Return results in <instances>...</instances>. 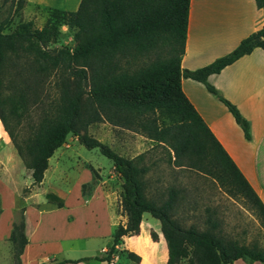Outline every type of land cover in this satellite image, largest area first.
<instances>
[{"label":"trees","instance_id":"trees-1","mask_svg":"<svg viewBox=\"0 0 264 264\" xmlns=\"http://www.w3.org/2000/svg\"><path fill=\"white\" fill-rule=\"evenodd\" d=\"M255 1L264 13V0ZM189 4L190 0H80L76 10L45 7L47 19L41 28L34 27L30 20L19 21L8 31V19L0 24V120L31 169L32 183L42 180L48 158L68 133L110 158L122 179L120 205L126 220L114 225L111 244L103 254L96 255L107 264H111L123 237L139 232L145 212L160 220L168 252L166 264L181 260L185 264H233L240 257L264 262L262 244L223 232L220 219L211 211L206 214L204 228L181 223L175 214L183 187L172 183L165 191L149 194L148 172L155 163L153 159L146 161L150 149L126 156L87 131L93 122L126 117L123 107L131 103L148 104L151 110L158 107L165 124L164 115L179 112L175 98L182 78L190 77L203 82L228 107L249 138L248 120L208 81V76L254 47L264 48V22L226 54L189 69L181 66ZM63 24L75 28L74 45L59 42ZM47 84L54 89V96L47 92ZM33 108H38L36 119L31 116ZM8 117L14 120L13 125ZM23 118H28V131L19 136ZM165 128L167 132L156 145L163 147L171 167L192 174L198 155L196 139L172 126L165 124ZM150 129L155 131V125ZM88 166L92 178L82 183L84 195L100 178L97 168ZM46 195L62 205V199L52 192ZM150 234L157 239L155 231ZM10 239L15 246V262L21 264L20 254L27 242L23 215L13 221ZM123 250L128 258L139 261L138 253ZM76 260L54 258L41 264Z\"/></svg>","mask_w":264,"mask_h":264},{"label":"crops","instance_id":"crops-1","mask_svg":"<svg viewBox=\"0 0 264 264\" xmlns=\"http://www.w3.org/2000/svg\"><path fill=\"white\" fill-rule=\"evenodd\" d=\"M79 1L25 0V3L43 14L46 21L45 7L76 10ZM27 20L37 28L45 23L37 26L31 19L20 21ZM263 22V10L255 0H190L181 66L194 69L210 63L232 50ZM71 29L74 32L75 28ZM208 81L248 120L249 138L244 136L228 107L203 82L190 77L182 78L180 93L175 98L180 104L179 112L172 111L174 116L164 115L165 124L196 139L198 155L193 171L213 191L223 194L226 216L221 222L222 231L230 235L247 232L244 227L238 229L243 218L239 214L244 210L264 233V48L254 47L220 71L209 74ZM151 115L150 121L154 123L162 117L158 107L150 109ZM94 123L97 122L89 126ZM74 140H78L76 135L66 136L48 158L42 180L33 184L31 169L24 164L0 120V264H7V256L1 254L4 247L9 248L8 264H12L10 234L19 207L27 237L20 254L21 264H41L54 258L77 259L62 264H107L96 255L106 251L117 221L103 184L101 166L79 155L74 158L68 150L70 141ZM88 164L97 168L100 178L90 193L84 195L82 183L92 178ZM108 171L115 173L113 164ZM47 192L61 198L62 205L48 198ZM226 223L230 226L228 230L223 229ZM151 231H155L156 240L151 237ZM117 247L140 255L139 261L129 258L132 264H166L168 257L160 224H153L144 214L139 232L125 235ZM233 264L264 262L240 257Z\"/></svg>","mask_w":264,"mask_h":264},{"label":"rangeland","instance_id":"rangeland-1","mask_svg":"<svg viewBox=\"0 0 264 264\" xmlns=\"http://www.w3.org/2000/svg\"><path fill=\"white\" fill-rule=\"evenodd\" d=\"M6 19L9 20V25L5 28V30L8 31L13 29L22 19H31L34 21L35 25L41 26L45 21V16L39 14L34 7L27 5L25 0H0V24ZM59 42L74 45L75 39L73 38V29L67 25H61ZM46 88L48 89L47 92L54 96L55 93L52 86L47 84ZM125 107L123 108L127 111L126 117H118L111 123L106 121L94 123L88 127L87 131L102 141L107 142L117 152L127 156H134L139 152L150 149V152L147 153L146 161L153 159L155 163L151 165L148 172L150 179L148 193L156 195L158 191H165L166 185L172 183L183 187V197H181L178 203L175 214L181 223H193L200 228H204L206 226V214L209 213V211H211L212 216H218L221 223L223 217L226 216L224 212L225 206L223 194L213 191L210 185H207L204 182V178L199 176L196 171H192V174H188L185 169L171 167L165 159L166 154L163 147L156 145V143L160 141L159 139L164 136V133L167 132L164 121L162 119L155 123L152 120L150 121L152 115L149 117L150 108H148V104H140L138 106V104L131 103ZM37 112L38 108H33L31 114L32 118H37ZM8 120L10 124L13 125L14 120L11 117H8ZM154 125L156 128L155 131L150 129ZM19 128V136H23L27 133L28 118H23L21 127ZM71 136H74V134H67V138H70ZM70 143L71 145L68 150L73 154L74 158H78L79 155L83 159L90 161L93 165L101 166V171L104 173L105 178L103 184L108 192L110 206L114 213V217L117 222H124L126 220V214L120 205L122 179L117 174L113 173V171H108L113 164L112 160L102 154L98 148H87L79 140L70 141ZM71 170H73V168H71ZM233 210L235 211L234 208ZM243 211L244 210L239 214V216H243V218L240 223L241 227L238 229L241 230L242 227H244L247 229V232L231 236L237 237L246 242L256 241L262 244V241L264 240L263 231L255 221L248 219V213L246 214V212ZM21 215L22 208L19 207L15 211V220L18 221ZM144 217L150 220L153 224L159 226L160 220L151 216L148 212L144 213ZM228 220L229 219H226L227 222H230V220ZM145 226L146 224L142 226L143 229H145ZM228 227L230 226L227 224L223 229L226 230ZM104 240L105 238H103V241ZM14 249L15 246L13 243L12 264H16L14 259ZM1 254L3 257L4 255L7 256L6 263L8 264L10 254L9 248L4 247ZM116 254L119 255L117 258L114 256ZM113 258L115 259H111L110 262L115 264L134 263L127 257L126 252L120 250L119 247H116V250L113 253ZM2 260L4 261V259ZM177 264H185V261L181 260Z\"/></svg>","mask_w":264,"mask_h":264}]
</instances>
